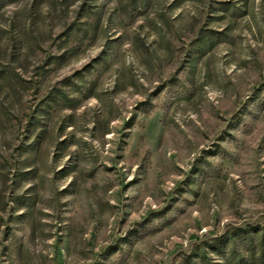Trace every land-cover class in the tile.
Masks as SVG:
<instances>
[{
	"label": "rangeland",
	"instance_id": "rangeland-1",
	"mask_svg": "<svg viewBox=\"0 0 264 264\" xmlns=\"http://www.w3.org/2000/svg\"><path fill=\"white\" fill-rule=\"evenodd\" d=\"M0 264H264V0H0Z\"/></svg>",
	"mask_w": 264,
	"mask_h": 264
}]
</instances>
